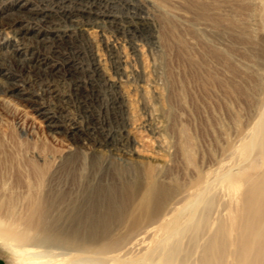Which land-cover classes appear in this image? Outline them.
<instances>
[{
    "label": "rangeland",
    "instance_id": "rangeland-1",
    "mask_svg": "<svg viewBox=\"0 0 264 264\" xmlns=\"http://www.w3.org/2000/svg\"><path fill=\"white\" fill-rule=\"evenodd\" d=\"M16 1L17 0H0V25L2 24L3 28L5 29L2 37H0V46L9 45V44L14 45L15 43H17L21 47L24 46V48L27 51L25 57L15 56L10 51L11 49L8 51L4 50L3 52L0 53V55L2 54L0 56V65L4 69H6L8 73L12 75L13 78H15L18 81V83L22 88V93L17 95V93H11V91L13 90L12 82H6L7 85L2 84L3 87L7 90V92L5 95L0 97V153L2 154V156L0 154V158H1L0 169H2V171L0 170V197L3 198L6 197L5 198L6 200L7 198L9 199L14 198L17 209L20 210V213L25 212L27 210V206H28L27 199L29 194L36 193V191L37 194L44 191L47 192L48 191L47 185L51 180L57 183L60 181L59 179L61 177H76L75 174L76 166L78 165L81 159H83L88 155L92 143L94 142L101 143L105 138L104 133H107V130H113L115 132L118 130V125L114 122V116L116 111H114L113 103H112L113 97L116 96L117 93L115 90H112L106 84H104L101 78L94 75L92 70V63H93L92 56L94 53L98 55V58L101 61L103 69L105 70L106 74L109 77H111L113 82L122 83L124 86V90H126L125 91L126 94H128L129 97L130 95L131 97L133 96L134 99L131 97L130 98L131 101H133L132 110H134L136 114H134L135 112L132 111V113L134 114L133 118H135V119L132 118V122L134 128H137L138 126L137 130L135 129V131L136 132L138 131L137 133L140 136L143 135L141 136L142 138L144 137L147 139H151V141H149L143 138L146 142L147 150L149 149L147 154L149 153L153 154V152L154 153L160 152L161 154H164L162 153L163 150L164 149H166L165 151L168 150L167 152H165L166 158L168 157L167 155L171 157L170 158L168 157L169 159L167 158L170 164L169 165L166 164L167 165L166 168H171L174 169V171L177 170L180 172V170H182V166L180 165L179 162L180 161L179 145H180L181 137H178L180 136V134L177 135L179 133L177 128L175 131H172V129L169 130L171 122L167 116L169 109H167L168 107L166 108V106L168 104H166L167 102H164L165 103L164 106L163 102L161 103L158 102L154 92V85H152V83L155 80L159 84L160 90L164 93V95H167L168 93L165 88L166 84L164 81V77L167 78V75L169 73H171V75L175 79L177 78L176 81L179 87L180 84L182 85V81H185L186 84L190 82V80H188L189 82L186 81L188 77L185 76L187 75L188 64L184 60H180V58H178L177 48L178 46L180 47L179 45L180 43H178L179 40H176L177 38L176 36L178 35L179 37L181 36L180 38L182 39H183L182 34L184 35V38L185 37L187 38V40L184 41V43L185 44L187 43L186 45L187 47H189V49L192 48L190 46H193L194 43L196 46L198 45L197 49L194 47L195 46L194 45L192 50H190L191 52L193 51L197 54L196 55L193 53L194 57L195 55L197 56L195 58H198L200 55L203 54V52L205 51L204 45L208 44L202 41V39H205L203 38L204 35H205L204 37H206L205 39L206 42L208 38H210L211 40L214 38V41L210 40L211 41L210 44L211 43L213 45L215 44L214 45L215 47L219 46L217 47V49L218 50L220 49V51L221 49L222 51H225L228 48H233L235 54L233 57L234 64L235 67L237 68V73H239V75L237 74L238 78H236V80L237 79L238 80L236 82L237 84L239 83V85L241 83L240 87L244 84V87L243 86L242 87L246 89L248 88L247 94H243L242 92H239L238 94L235 95L233 94L228 95V91L227 90L225 91V88L223 87L224 93L226 92L227 94L226 95V94H222L223 93L222 87L214 86V87H210V89L208 90V93L210 94L207 95L208 93L205 92L206 90L203 91L202 88L198 90L197 86L193 85L192 83H189L188 85L191 89L189 88L188 94L192 95L189 97L190 99L191 98L193 99V100L191 99V102L193 101L194 105L191 106V104H189V102L187 103V101H185L186 102L185 103L184 102L185 98H182L183 96L180 95L179 100L181 99L182 101L180 100L178 109L176 111L177 119L179 117L177 123L180 126L181 122L182 124L188 122L187 124L190 125V121L187 118L189 117V119H191L190 127L193 129V131L198 130L197 131L198 135L202 134L199 132L200 131L202 132L204 128L207 130L205 135L203 133L204 143H202V146L204 147L206 152L204 156L202 157L200 156L199 163L202 162L203 167L206 170H208L209 173H213L214 175H217L218 173H221L220 171L222 170L225 171L224 169L229 167L227 169L237 168L238 171L237 170L236 171L238 172V176L242 177V174L245 171V169L249 165L255 164L258 161L256 151H252L249 154L250 157L248 156L246 157L247 150L245 146L253 138L256 129L255 126L260 120L259 117L262 114V111L264 110V59L257 60L256 58V56L259 57L260 55L259 53H261V51L264 49V0H100L102 3L106 5L105 7L99 6L98 9H96L95 7L92 8L88 6L87 8H84L85 12L87 13L84 12L78 14V16L71 18V20L66 17L61 18L60 16H56L55 24L57 25V30L59 29V31H57L56 34L54 35L53 34L50 35L49 37L50 39L48 40V43L47 42L42 43L34 39L33 36H30L31 32L28 33V35L26 36L20 35L19 32L20 27H23L22 29H28L30 31L35 30L36 32H40L39 34H43L44 32L46 33L47 31L45 30L44 27L35 26V23H32L30 25L28 19L17 13L15 9ZM30 4L32 5V7H35L36 9H39V7L41 6V4H39V1L37 2V0H32V3ZM199 4H207L209 6L210 8L209 17L199 16L197 9ZM228 15H231L230 17L234 16L233 17L235 18L234 20H232L230 17L229 19L231 20V22L236 21L235 25L237 28H234L233 25L234 22L231 24V22H229V19H227L228 22L225 21ZM104 16H110V18L113 19L114 23L110 24L109 22H107V20L103 19ZM222 18L224 19V21H222L223 20ZM190 23L194 24L199 31L196 28H194V25H191ZM135 30L144 31V34L138 33L135 35L134 33ZM235 30L237 31V33ZM229 31L230 33L234 34V35L232 34L233 37L229 33ZM242 32H244V34L242 35L245 36L249 35V37L247 36L248 40L245 38L243 39L237 38L238 36H240L239 34H241ZM152 33L156 37V41L154 40L155 45H153L150 39ZM193 33H195V35ZM196 34L198 35V37H196ZM200 34L203 36H201ZM173 36L174 39H172ZM187 36L188 37L190 36L194 40L198 39V41L192 42L191 40L193 39H191L190 37L188 39ZM200 37H201V41L199 40ZM189 40L190 43H193V45L191 44L189 45ZM220 40L223 42H221ZM171 42L172 44L174 42L178 44L174 43L172 45ZM244 42H246L247 45L246 43L242 45V43ZM233 43L236 44L234 46L235 48H237L236 50L233 47L234 45ZM221 44L224 49L221 47ZM136 45H138L140 48L141 51L140 54L136 52ZM199 45L200 47H202L201 49H199L200 48ZM158 46L161 49L157 50ZM32 52H34L35 55L39 57V60L42 63L51 64V66L55 65L57 67L56 68L57 70L52 71V69L49 70L46 67H42V66L40 67L38 66V64L36 65V63L31 62L30 55ZM163 53H166L164 57H163L164 55ZM155 59L157 60L156 62ZM170 61L174 63H169ZM67 63H71L78 67V71L76 72V74L70 75L68 73ZM163 63H165V65ZM170 64H174L176 68H174V65L173 67L172 66L169 67ZM221 66L219 67V72L221 76L224 78H228L230 76V74L228 75L229 72L227 73L228 70L224 66H222L223 67L222 69ZM178 70L180 71V73L178 72ZM176 71L178 72V74H176ZM143 77H145V81H144L145 83H151V84L144 85L145 83H143ZM178 79L180 80L181 83L178 81ZM163 88L164 91L162 90ZM216 88L218 90H221V92L219 91L220 93L219 92H217L218 94L215 93L217 94V97H215V94H213V91ZM192 89L195 91L193 92ZM200 91H202V94ZM193 93L195 94V96L197 95L196 96L197 98L199 97L198 98L199 101H196L197 99L195 96H193L194 95ZM212 94L214 95V97L212 96ZM218 95L220 97H218ZM201 96L203 97V99H206L207 101L201 100L202 99ZM236 97L238 99H235ZM139 98L141 99V101ZM215 98L217 99V101H213ZM220 98L222 99L224 98V99L222 100ZM135 99L138 102L135 101ZM152 99H154L153 100L154 103L151 102ZM209 99L211 100L209 101V103L211 102L212 104L210 103V106L208 108L209 103L207 102ZM218 99L220 102L218 101ZM224 100L225 101L227 100L226 101L227 105L224 103ZM143 101L145 105L144 103H142ZM200 101L203 104H201ZM198 102L201 105H199ZM213 102L214 105L216 106L213 105ZM152 103L153 104L156 103V105L153 106ZM180 103H182L183 105ZM232 103L234 105H232ZM184 104H186L185 106L187 110H184L185 108ZM217 104H219L220 107ZM162 105L164 107L160 109ZM211 105L213 106L212 108ZM224 105L226 106V108ZM228 105L229 107L232 105L231 106L232 108L230 107L231 108L230 109ZM156 106H158L159 108ZM188 106L189 109L191 108L192 110L191 109L189 110ZM203 106L206 109H202ZM150 108H152V110H150ZM198 108L202 109V111L201 110L199 111ZM213 108L215 109L214 111H216L215 113L217 115L219 114L218 115L219 117L216 114L215 115L213 114L214 113L212 112ZM226 109L228 111L231 110V113L230 111L228 112ZM158 110L161 113H159ZM204 110L207 111L206 112L207 115L206 114L204 115L205 118L202 114L203 112L205 113ZM233 111H235V113ZM185 113L187 115L189 113L190 116L189 115L184 116ZM44 114H48V116ZM191 115L193 117H191ZM231 117H234L236 120L232 119ZM224 118L226 119L225 123H224ZM155 119L157 121L161 120L163 121V123L159 121V123L157 124V121ZM163 119L165 120L166 123H164ZM231 119L232 121H236L235 122L236 124L232 122ZM136 120H138L139 122ZM206 121L208 125L207 123H205ZM221 121L222 123H220ZM93 122L98 123L99 125L100 124L104 125L105 123L106 127L103 126L105 130L101 128V125L97 129H94ZM143 122L145 123L143 124ZM194 122L196 124H194ZM201 122L202 124L200 125ZM218 122L220 124H217ZM134 123L137 124L135 125ZM160 124L162 125L164 124V125L162 126ZM226 124L228 125L226 126ZM209 125L212 127L213 131L210 130L211 128H209ZM234 125L236 128L234 127ZM75 126L81 128V132H79L75 136H72L70 129ZM140 126H142V128ZM162 127H164V129H162ZM223 127H225L226 130ZM161 130L165 131V133L162 132ZM226 131L228 132V134H230V136L227 134ZM232 132L234 133V135ZM223 133H225L226 135ZM172 134L173 136L171 137ZM157 135L159 138L156 137ZM164 136L166 139L164 138ZM207 136H209L210 140H208L209 138ZM226 136L228 137V140L230 137L229 141L225 140L227 138ZM160 138H163L164 140ZM159 139L163 141L162 143L164 144H162ZM167 139H169L170 142ZM214 140H217V142L216 141L213 142ZM147 141H149L151 144ZM156 141L158 142L156 143ZM166 141H168L167 144ZM205 142L207 144H205ZM147 143H149L151 147L148 146L149 144ZM176 143H178L179 145L178 144L176 145ZM230 143L233 144L232 145L233 152H231L228 147V144ZM123 144L124 143L122 142L118 146L121 147V145ZM235 144H237V146ZM206 145L209 146L208 149ZM213 148H217L218 151ZM234 149L235 151L237 150L236 153ZM150 150L151 152H149ZM214 150L217 154L214 152ZM4 152L5 155L3 154ZM41 152H43L45 155ZM34 153H39L41 155L43 154L44 157L46 156L45 158L47 159H49L50 156L52 157L53 155H60V154L61 157L62 156L64 157H62L61 160H57V161L48 160L47 164L44 165V163L42 162L39 163L36 158H35L36 161L34 160V158H31L33 157L32 155ZM214 155H218V156L216 157ZM212 156L213 158H211ZM230 157L231 159H229ZM200 159L204 161L200 162ZM218 159L220 162L218 161ZM3 160L5 163L2 162ZM174 160L177 162H175ZM32 161L33 163H36V165L33 163L32 164L34 165V167L36 166L35 168L37 172H38L37 170L38 166H41L40 168H42L43 171L42 174L43 177L45 178L41 177L42 174L40 172L37 173L38 175L36 174V171L33 169V167H31L33 165H31V163L30 164L28 163ZM6 162H7V166H5L6 168H4L3 166L6 165ZM50 162H52V164ZM212 162L215 164H213ZM231 162H233L232 166H231ZM207 164H209V166L212 167H209ZM8 165L13 167H9ZM43 165L44 167H42ZM48 165L50 168L48 167ZM16 168H18L19 171H17ZM46 170L48 172H46ZM5 171H7L9 174L7 173L6 175ZM259 173L260 172H254V175L257 176L259 175ZM20 174L23 177H21ZM10 175L12 177H10ZM180 178L182 179L183 177ZM191 178L192 177L190 178L184 177V180L182 179V183H183L182 189L178 191H173L174 193L176 192L178 194L177 195L178 197H176V194H174L173 192H170L171 194H168L169 196L166 198L167 200L163 198V200L165 199L168 203L171 201L172 205L169 206L171 203L168 204L165 200L164 201L162 200L163 204H161V207L165 206L166 208L167 207L166 205H168L169 209L167 207L166 208L167 210L166 209L163 210V208H159V210L162 209L167 213L172 206H175V204H176L175 209L176 210L179 209L181 206V204H178L180 203V200L184 198L186 195L188 196L189 194H193V192L195 193L197 191L196 188L191 187V184L189 182ZM213 178L214 177H204L203 181L204 180L208 181ZM60 183L62 184L63 190L66 191L69 190V188L71 189V183L69 180L68 181L65 180V182L62 181ZM186 183H188V185ZM218 183L220 184L218 185ZM28 186H30L31 189L30 187L28 188ZM35 187L36 189H34ZM189 188L192 190H190ZM214 188H215L214 193L218 192L219 194H218L217 202L214 208L212 209L215 211L214 212L211 211L210 220L204 232L205 236L211 234L217 228L218 226L217 219L219 221L220 219L225 218L224 220H227V222L230 221L228 222V225L230 224V226H232L234 224L235 221L233 222V218H236L238 215H240L239 214L240 212L238 211L240 210L241 207V200L243 193L246 189V186L241 181H237L234 185H230L227 182L218 181L215 183ZM193 189L195 191H193ZM27 190H29V192ZM185 190H189L190 193ZM223 191L225 192L222 193ZM230 191L231 193H229ZM232 192L234 193L235 196L232 195ZM172 193L175 195V198H173L174 195ZM222 194L224 195L223 196L224 198L222 197ZM227 194L232 195V196L230 195L231 196V199L229 198L230 200L226 198L228 197ZM171 195L173 197H171ZM236 197L237 200L239 197L238 200L239 202L235 200ZM176 198L177 200H175ZM232 198L234 199L232 200ZM227 199L230 202L231 208H229L228 206L229 202L226 203ZM236 202L237 204L235 205L234 203ZM225 203L227 204L228 207L226 206ZM232 204H234L235 207ZM177 206L178 208H176ZM224 206L227 208H225ZM236 206L238 207V209ZM224 209L225 210L227 209L228 212L225 211ZM170 213L168 214L170 215ZM220 213L222 214V217ZM173 215H176V213L174 212ZM173 215L168 216L169 218H167L165 215L164 218L166 217V219H163V222L164 221L167 222L169 219L172 220L174 217ZM146 220L147 218L144 217L142 223L140 224L141 226L138 225L136 227H131L128 229H126L125 227L113 228L112 234L113 233L114 234L112 237V241L116 247H114L111 251L114 250L117 253L114 252L111 253L110 251H108L110 253L106 254L105 256L107 262L113 259V257L114 258L120 257L124 261L131 260L136 262L139 261L144 256H146L148 253L152 252L153 250L159 248L160 246H163L166 242H169L170 239L168 238L169 237L168 231H171V229L168 226L166 225L162 226L161 224L160 225L158 224L159 225L158 227L157 225H155V227L153 226L151 227V229L148 228L147 230L144 228L147 222ZM144 230H146L145 232H147L148 234L147 236L145 232L144 235L142 234L143 233L142 231ZM149 232L152 234H150ZM142 236L144 237L142 238ZM234 237L236 238L235 232L231 233V239L229 244L230 247L227 253L228 254L227 256H230L231 258L226 257L225 259L226 264L227 263L236 264V261L234 260L235 258L233 256V251L235 249ZM184 238L183 237L177 238L179 239L180 242L182 241L181 244L183 246L186 243V245L183 248H185L188 244V242H186L188 241V238L187 237ZM142 241L144 242L142 243ZM201 242H203V239H201ZM33 248L35 249L36 247L23 248V250H25L23 254L15 255L14 251H17L18 250L17 248L9 252V250H5L2 243H0V264H18V260L25 258V256L28 253L31 254L32 251H34L33 253L35 252L38 253L42 251L41 248H36L35 250ZM196 252L197 251H195V253H193L194 256H192L193 257L192 260L194 264L198 262V258L200 255L199 251L197 253ZM42 258L43 257H36L33 259L30 258V260L31 261L33 260L38 263H42V261L47 262L49 261V259L51 260L50 257H48L49 259L47 258V260L45 258H44L45 260H42ZM123 260L117 259L114 260V263H112L113 262L112 260L110 262L111 264H118L120 261ZM54 263L55 262L53 261V263L49 262L48 264H54Z\"/></svg>",
    "mask_w": 264,
    "mask_h": 264
},
{
    "label": "bare ground",
    "instance_id": "bare-ground-1",
    "mask_svg": "<svg viewBox=\"0 0 264 264\" xmlns=\"http://www.w3.org/2000/svg\"><path fill=\"white\" fill-rule=\"evenodd\" d=\"M38 1H39V4H41L40 7L38 6L39 9L32 7V5L30 4V3H32V0H17L15 2V9H16L17 13H19L20 15H22L26 19H28L30 25L32 23H35V26L44 27L45 30L47 31L46 33L44 32L43 34H39L40 32H36L34 29H33L34 31H30L28 29H22L23 27H20L19 28L20 29L19 30L20 35L26 36V35H28V33L31 32L30 36H33L34 39H36L42 43L43 42L48 43V40L50 39L49 38L50 35H52V34L54 35V34H56L57 31H59V29L57 30V25L55 24L56 16H60L61 18L66 17V18L71 20V18L78 16V14L84 13L85 12L84 8H87L88 6H90L92 8L95 7L96 9H98L99 6H102V7L106 6L100 0H37V2ZM197 9H198V13H199L200 17H209L210 8L207 4H199ZM85 13H87V12H85ZM230 16L231 15H228V17L226 16L227 18L225 21L228 22L227 19H229ZM233 17H230V18L232 20H234L235 18H233ZM103 19L107 20V22H109L110 24L114 23L113 19H111L110 16H104ZM204 20H205V18H204ZM222 21H224V19ZM229 22H231L230 19H229ZM233 22L234 21H232L231 24ZM235 22L233 23V25H234V28H237L235 25ZM216 24H218V23H216ZM191 25H194V24H191ZM219 26H221V25H219ZM194 28H196L195 25H194ZM4 31H5V29L3 28L2 24H1L0 25V37H2ZM134 33H135V35L138 33L144 34V31L135 30ZM229 33H230V31H229ZM236 33H237V31H236ZM193 34L195 35V33H193ZM220 34H221V31H220ZM230 34L232 35L233 33H230ZM242 34H244V32L239 34L240 36H238L237 38L238 39L245 38L248 40L249 35H247V32H246V35L248 37L245 35H242ZM192 35H191V37H192ZM233 35H232V37H233ZM182 36H183V39L180 38L181 36L179 37V35L176 36L177 38H180V39L176 38V40H179L178 43H180L179 44L180 47L178 46V48H177V54H178V58H180V60H184L188 64L187 75L184 74L186 77H188V79L186 78L187 79L186 81L190 80V82L189 81L188 82L197 86L198 90H200V88H202L203 91L206 90L205 92H207V93H208V90L210 89V87L218 86V87H222V90L224 87L225 91L226 90L228 91V95L229 94L235 95V94H238L239 92H242L243 94H247L248 88L247 89L243 88L244 84L242 85L243 87L242 86L240 87L241 83L239 85V83L237 84V82H236L238 80V79L236 80V78H238L237 74L239 75V73H237V68L235 67V64H234V58L233 57L235 54H234L233 48H228L225 51H222V49H221V51H220V49L219 50L217 49V47H219V46L215 47L214 46L215 44L214 45L212 43L210 44L211 41H214V38L212 40L210 38H208L209 42H208V40L206 42V40H205L206 37H204L205 35L204 36L201 35V36H203V38H205V39H202V41L204 43H208V44L204 45L205 51L203 50L204 51L203 54L200 55L198 58H195V57H197L196 56L197 54L193 51L192 52L190 51V50H192L193 46L195 45V43H194V45H193V43H190V40L193 38H191L189 36L191 38L189 40V45L190 44L193 45V46H190L192 48L189 49V47H187V45H186L187 43L186 44L184 43V41H186L187 38L186 37L184 38L183 34H182ZM189 37H188V39H189ZM196 37H198L197 34H196ZM150 39H151L153 45H155L154 40L156 41V37L154 36L153 33H152ZM172 39H174V36ZM199 40L201 41V37L199 38ZM227 40H228V38H227ZM191 41L192 42L198 41V39L197 40L193 39ZM221 42H223V41H221ZM174 43H176V42H174ZM178 43H176V44H178ZM245 43L246 42L242 43V45ZM171 44H172V42H171ZM233 44L232 45L234 47L236 44L235 43H233ZM246 45H247V43H246ZM197 46L195 45L194 47L197 49ZM176 47H177V45H176ZM199 47H200V45H199ZM221 47H222V44H221ZM201 48L202 47H200L199 49H201ZM159 49H161V48H159V46H158L157 50H159ZM236 49L237 48H235V50ZM4 50H7V51L10 50L15 56L25 57L26 56L25 54L27 53L24 46L21 47L17 43H15L14 45L9 44V45L0 46V53L3 52ZM34 52H32L30 55V61L31 62L36 63V65L38 64V66H40V67L41 66L46 67L49 70L52 69V71L57 70L56 69L57 67L55 65L51 66V64L42 63L39 60V57H37ZM136 52L138 54L141 53L138 45H136ZM167 52H169V51H167ZM170 53H169V55H170ZM193 53L196 54L195 57H194ZM163 54H164L163 55V57H164L166 55V53H163ZM259 54H260L259 57L256 56L257 60L258 59L263 60L264 59V49ZM169 55H168V57H169ZM170 58H172V57H170ZM92 60H93L92 61L93 62L92 63V70H93L94 75L101 78L103 80L104 84H106L112 90H115L117 93V95L113 97L112 103H113L114 111H116L115 116H114V122L118 125V130L116 132L113 130H107V133H104L105 138L103 139V141L101 143H98V142L92 143L90 150L88 152V155L84 158L82 157L83 159H81L80 162L78 163V165L76 166V170H75L76 177H61V178L59 177L60 181L57 183L55 181L51 180L49 182V184L47 185V189H48L47 192L46 191H44V192L40 191L41 193L37 194V191H36V193L29 194L28 193L29 190H27L28 191L27 193L29 195H28V199L25 198L28 200L27 210L25 212L20 213V210L17 209L16 202H15L14 198H10V199L7 198V200H6L5 196H4L5 198L0 197V243H2L5 250H9V252H10L13 249L17 248L18 250L14 251V254L15 255H21L25 252V250H23V248H26V247H36V248L42 249V251L38 252V253H36V252L33 253L34 251H32L31 254L28 253L25 256V258L18 260V264H48L49 262L53 263V261L55 262L54 264H107L111 260L113 261L112 263H114V260H117V259L123 260V259L120 257H118V258L113 257V259H111L109 262H107V260L105 258L106 254H108L110 252L111 253L112 252L117 253L114 250L111 251L114 247H116L112 241V237L114 234V233L112 234L113 228L125 227L126 229H128L131 227H136V226L140 225L142 223L143 218L146 217L147 222H146V225L144 228L148 230V228L151 229V227H153V226L155 227V225H157V227H158L160 224L162 226L163 225L168 226L171 229V231H168V233H169L168 238L171 240V242L169 240V242H166L163 246H160L159 248L148 253L146 256L141 258L139 261L135 262V261H131V260L130 261H124L123 260V261H120L118 264H184V263L194 264V262L192 260L193 259L192 256H194L193 253H195V251H197V252L199 251V253H200L199 258H198V262L196 264H226L225 263L226 257L231 258L230 256H227L228 255L227 253H228V250L230 247L229 244H230V239H231V233H233V232L236 233V238L234 237L235 238V241H234L235 249L233 251V256L235 258L234 260L236 261V264H264V110L262 111V114L259 117L260 120L258 121L257 125L255 126L256 129L254 128L255 133H254V136L252 135L253 138L252 139L250 138L251 141L250 142L248 141L249 143L245 146L246 150H247L246 157L247 156L250 157L249 154L252 151H256L258 161L255 164L249 165L245 169V171L243 172L242 177L238 176V172H237L238 170L236 167H235L236 169H233V168L227 169V168H229L227 166H226L227 170L224 169L225 171L222 170L223 172L220 171L221 173L214 175L213 173H209L208 170H206L203 167L201 161H204V160L200 159L201 163H199L200 156L201 157L204 156V154L206 152L204 147L202 146V143H204L203 133L205 135L207 130L204 128L202 132L201 131L199 132L202 134L198 135V133H197L198 130H196L197 126L195 128L196 131H193V129L190 127L191 119H189V117H187V118L190 121V125L187 124L188 122H185L183 124L181 122V125L179 126L177 123L179 117L177 119L176 111L178 109V105H179V102L181 100V99L179 100L180 95L183 96L182 98H185L184 102L187 101V103L189 102V104H191V106L194 105L193 101L191 102L192 98L190 99V97H189L192 95L188 94L189 88H190L188 85L189 83L186 84L185 81L181 80L182 85L180 84V87H179V85L176 81L177 78L175 79L171 75V73H169L167 75V78L164 77V81L166 84L165 88H166L167 93H168L167 95H164V93L160 90L159 84L154 80L152 85H154V92H155V95H156L158 102H160V103L161 102H163V103L167 102L166 104H168L166 106V108L168 107L167 109H169L167 116L171 122L169 130L172 129V131H175L177 128V130L179 132L177 135L180 134V136H178V137H181L180 145L178 143H176V145L178 144L180 146V150H179L180 151V156H179L180 161L179 162H180V165L182 166V170H180V172L175 170L176 171L175 172L174 169L166 168V166L170 164L168 159L171 157V156L169 157V155H167L169 158L168 157H167L168 159L166 158L165 152H167L168 150L165 151L166 149H164L162 152L164 154H161L159 151H157L159 153H154L153 152L154 150L152 151L153 154H150V153L147 154L149 149L147 150V145H146V142L144 139L149 140V141H151V139H147L144 137H143L144 138L143 139L141 137L143 135L140 136L137 133L138 131L137 132L135 131V129L137 130L138 126H137V128H134V125L132 122L133 115L136 114V112L134 110H132L133 101H131V98H133V96L131 97V95H130V97H131L130 98L129 95L126 94V92H125L126 90H124L123 84L113 82L111 77H109L106 74V72L103 69V66L101 64V61L99 60L98 55L96 53L93 54ZM156 61L157 60L155 59V62ZM171 61L169 63H174ZM176 61H177V59H176ZM163 64L165 65V63H163ZM166 64H168V63H166ZM173 65L174 64H170L169 67H171V66L173 67ZM179 65H181V64H179ZM221 65L224 66L228 70L227 73L229 72L228 75L230 74V76L228 78H224L221 76V74L219 72V67ZM174 68H176L175 65H174ZM222 69H223V67H222ZM67 70H68V73L70 75H73V74H76V72L78 71V67L71 64V63H67ZM183 70H185V69H183ZM142 71H143V69H142ZM178 72L180 73L179 70H178ZM178 72L176 71V74H178ZM162 77H163V75H162ZM179 79H178V81L180 82ZM144 81H145V77H143V83H145ZM148 81H149V79H148ZM6 82H12L13 90L11 91V93H17V95L22 93V88H21L20 84L18 83V81L15 78H13L12 75L9 74L8 71L0 65V97L5 95L7 92V90L2 85V84L7 85ZM147 84H151V83H145L144 85H147ZM161 88H162V86H161ZM162 90L164 91V88ZM192 90H190V91H192ZM194 91L195 90H193V92ZM214 91H213V94H215L219 91L221 92V90H218V89L215 92ZM200 92L202 94V91H200ZM150 93H152V92H150ZM209 94L210 93H208L207 95H209ZM213 94H212V96L214 97ZM217 94H215V97H217ZM222 94H226V92L224 93V90H223ZM193 96H195V94ZM212 96H211V98H212ZM218 97H220V96L218 95ZM232 97H235V96H232ZM198 98L196 97V99H197L196 101H199ZM228 98H230V97H228ZM215 99L213 101H217V99L216 100ZM220 99H222V98H220ZM225 99H227V98H225ZM235 99H238V98L236 97ZM153 100L154 99H152L151 102L154 103ZM201 100L207 101L206 99H203V97ZM135 101H137V100L135 99ZM140 101H141V99H140ZM209 101H211V100L209 99L207 103H209ZM218 101H219V99H218ZM226 101L224 100L225 104H226ZM142 103H144V101ZM153 103H152L153 106L156 105V103L155 104H153ZM195 103H197V102H195ZM200 103H201V101H200ZM200 103H199V105L203 104V103H201V104ZM210 103L208 104V108L210 106ZM233 103H234V100H233ZM233 103H232V105H234ZM180 104H182V103H180ZM144 105H145V103H144ZM146 105H147V102H146ZM185 105L186 104H184V106ZM213 105H214V102H213ZM217 105L219 106V104H217ZM229 105H228V107H229ZM136 106H135V108H136ZM164 106H165V103H164ZM164 106L163 105H162V107L160 106L161 107L160 109H162ZM214 106H216V105H214ZM156 107H158V106H156ZM200 107H202V106H200ZM212 107L213 106L211 105V108ZM228 107H227V109H228ZM152 108H150V110H152ZM225 108H226V106H225ZM188 109H189V106H188ZM202 109H206V108H204V106H203ZM202 109H199V111L200 110L202 111ZM233 109H235V108H233ZM184 110H187L186 106H185ZM184 110H183V112H184ZM214 110L215 109L213 108L212 112H214L213 114L215 115L216 111H214ZM132 111L135 113L133 114ZM229 111L231 113V110H229ZM158 112L161 113L159 110H158ZM206 112L207 111H205V113L204 112L202 113L203 116L206 114ZM233 112L235 113V111H233ZM189 113H190V111H189ZM189 113H188V115H189ZM220 113H222V112H220ZM180 114H181V112H180ZM213 114H212V116H213ZM44 115L48 116V114H44ZM185 115H187V114L185 113L184 116ZM235 116H236V114H235ZM191 117H193V116L191 115ZM151 118H152V116H151ZM199 118H200V116H199ZM204 118H205V116H204ZM214 118H215V116H214ZM231 118L235 119L234 117H231ZM133 119H135V118H133ZM153 119H154V117H153ZM197 119H198V117H197ZM208 119H209V117H208ZM208 119H207V121H208ZM221 119H223V118H221ZM232 119H231V121H232ZM155 120H154V122H155ZM193 120H194V118H193ZM136 121H138V120H136ZM159 121L161 123H163V121H161V120H159ZM159 121H157V124L159 123ZM207 121L205 123H207ZM225 121H226V119L224 118V123H225ZM214 122H216V121H214ZM232 122L235 123L236 121H232ZM144 123L145 122H143V124ZM164 123H166L165 120H164ZM220 123H222V121ZM220 123L218 122L217 124H220ZM226 123H228V122H226ZM194 124H196V123L194 122ZM201 124H202V122L200 123V125ZM93 125H94L93 128L97 129L98 127H100L101 124L99 125L98 123L93 122ZM160 125H162V124H160ZM207 125H208V123H207ZM227 125L228 124H226V126ZM103 126L106 127V124L104 123V125H101V128L103 130H105V128ZM140 127L142 128V126H140ZM146 127H148V126H146ZM234 127H235V125H234ZM209 128H211L210 130H212V127L210 125H209ZM223 128L225 129V127H223ZM162 129H164V127H162ZM70 130H71L72 136H75L79 132H81V128L76 127V126L72 127ZM140 131H141V129H140ZM161 131L165 133V131H163V130H161ZM234 131H236V130H234ZM157 132H159V131H157ZM162 132H160V133H162ZM223 134H225V133H223ZM227 134H228V132H227ZM165 135H167V134H165ZM228 135L230 136V134H228ZM233 135H234V133H233ZM162 136H163V134H162ZM172 136H173V134L171 135V137ZM145 137H147V136H145ZM156 137H158V135ZM207 137L209 138V136H207ZM164 138H165V136H164ZM160 139H163V138H160ZM179 139H177V140H179ZM167 140L169 141V139H167ZM208 140H210V138ZM225 140H228V137ZM229 140H230V137H229ZM149 141H147V142H149ZM168 141H166V144ZM215 141L217 142V140H214L213 142H215ZM122 142L124 144L121 145V147H119L118 145L121 144ZM157 142L158 141H156V143ZM162 142L163 141H161V143ZM149 143H147V144H149ZM156 143H154V144H156ZM150 144L148 146H150ZM159 144H160V142H159ZM162 144H164V143H162ZM171 144H173V143H171ZM205 144H207V143L205 142ZM237 144H235V145L237 146ZM168 145H167V147H168ZM232 145H233L232 143L228 144V147H229L231 152H233V146ZM244 145H245V143H244ZM154 146H152V147H154ZM156 147H158V146H156ZM208 147L209 146H207V149H208ZM213 149L217 150V148H213ZM235 149H234V151H235ZM215 150H214V152H215ZM236 151H235V153H236ZM149 152H151V150ZM211 152H213V151H211ZM39 153H34L32 155L33 157H31V156L30 157L34 158L35 161L37 159L39 163L42 162V163H44V165L47 164L48 160L57 161V160H61V158L64 157V156L61 157L60 156L61 154H60V155H53L52 157L50 156L51 158L49 157V159H47V158H45L46 156L44 157L45 154L43 152H41L44 154V155L42 154L43 156ZM3 154L5 155V152ZM229 154H230V152H229ZM176 155H177V153H176ZM210 155H212V154H210ZM1 156H2V154H1ZM214 156L217 157L218 155H214ZM211 158H213V156ZM229 159H231V157ZM4 160L2 161L3 163H5ZM33 161L28 162V163L29 164L31 163V165H33V164L36 165V163H33ZM218 161H219V159H218ZM175 162H177V161H175ZM216 162H217V160H216ZM219 162H218V164H219ZM233 162H231V166H232ZM50 163L52 164V162H50ZM213 164H215V163H213ZM11 165H13V164H11ZM37 165H38V163H37ZM44 165L42 167H44ZM177 165H179V164H177ZM207 165L209 166V164H207ZM5 166H7V162H6V165H4L3 167L6 168ZM9 167H13V166H9ZM31 167H33V169L36 171V168H35L36 166L34 167V165H33ZM40 167L41 166H38L37 170H38V172H40L42 174L43 171H42V168H40ZM48 167H49V165H48ZM209 167H212V166H209ZM0 168H1V164H0ZM18 168H16L17 171H19ZM0 170L2 171V169H0ZM47 170H46V172H48ZM5 172L7 175L8 172L7 171H5ZM38 172L36 171V174ZM254 172H260V173H259V175L255 176ZM1 176H2V174H1ZM20 176H21V174H20ZM10 177H12V176L10 175ZM21 177H23V176H21ZM41 177H43V174ZM180 177H183L182 178L183 180H184V177H189V178L192 177L191 180H189V182L191 184V187L196 188L197 191L195 193L193 192V194H189L188 196L186 195L184 198H182L180 200V203H178V204H181L179 209H177V210L175 209V206H176V204H175V206H172L174 208L171 207L170 210L166 213V211H163V210L166 209L168 207V205L165 204L167 206L165 208V206L161 207V204H163L162 202L169 196L168 194H171L170 192L178 191V190L182 189L183 183H182V179ZM204 177H214V178L211 180H208V181H206V180L203 181ZM43 178H45V177H43ZM43 178H42V180H43ZM65 180H67V181L69 180L71 183V189L69 188V190H66V191L63 190L62 184L60 183L62 181L65 182ZM44 181H45V179H44ZM218 181L227 182L230 185H234L237 181H241L246 186V189L243 193L242 200H241V207H240V210L238 211V212H240L239 213L240 215H238L237 217L235 216L236 218H233V222L234 221L235 222H234V224L232 223L233 224L232 226H230V224L228 225V222H230V221L227 222V220H224L225 218L220 219L219 221L217 219V222H218L217 228L211 234H208L205 236L204 232L208 226L210 216H211V211H213V212L215 211L212 209L214 208V206L217 202V198H218L219 193L217 191H216L217 193H214L215 192L214 186H215V183ZM186 184L188 185V183H186ZM219 184L220 183H218V185ZM29 187L30 186H28V188ZM185 188H183V189H185ZM30 189H31V187H30ZM34 189H36V187ZM190 190H192V189H190ZM185 191H188L190 193L189 190H185ZM185 191H184V193H185ZM193 191H195V190L193 189ZM224 192L225 191H223L222 193H224ZM229 193H231V191ZM174 194H176V197H178L177 196L178 194L176 192ZM227 195H228V197H226V198L231 199V196L234 195V193L232 192V195L231 194H227ZM223 196L224 195L222 194V197ZM238 196H241V195H238ZM11 197H13V196H11ZM171 197H173V196L171 195ZM163 198H165V199L163 200ZM173 198H175V195ZM228 199H227L226 203L229 202L230 199L229 200ZM233 199L234 198H232V200ZM175 200H177V198ZM235 200L238 201L239 197H238V200H237V197L235 198ZM220 201H221V199H220ZM169 203H171L169 205V206H171L172 202L170 201ZM234 204L236 205L237 202ZM234 204H232V205H234ZM221 205H222V203H221ZM235 205H234V207H235ZM226 206H227V204H226ZM228 206H229V208H231L230 202L228 203ZM227 207H225V208H227ZM159 208H163V210L162 209L159 210ZM176 208H178V206ZM168 209H169V207H168ZM174 209H175V211H174ZM237 209H238V207H237ZM225 211L228 212L227 209ZM225 211H224V213H225ZM163 212H165V213H163ZM174 212L176 213V215H173ZM168 213H170V215L174 216L173 219L172 220L169 219L170 221L167 219L168 220L167 222H165V221L163 222V219H166V217L169 218L168 216H170V215ZM165 215H166V217L164 218ZM221 217H222V214H221ZM224 217H225V214H224ZM170 218H172V217H170ZM154 229H156V228H154ZM145 231L146 230L142 231L143 235H144ZM145 233L147 236L148 235L147 232H145ZM153 233H154V231H153ZM150 234H152V233H150ZM143 237L144 236H142V238ZM180 237H183V238L187 237L188 238V241H186V242H188V244L185 248H183V247L186 245V243L185 244L183 243L184 244V246H183L181 244L182 241L180 242L179 239H177ZM201 239H203V242H201ZM143 242L144 241H142V243ZM108 251H110V252H108ZM26 257H27V259H26ZM36 257H43L42 260H45V259L47 260V258L50 257L51 260L48 258L49 261H47V262L42 261V263H38V262H35L33 260L32 261L30 260V258L33 259ZM52 259H54V260H52ZM109 264H111V262Z\"/></svg>",
    "mask_w": 264,
    "mask_h": 264
}]
</instances>
